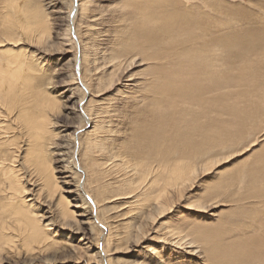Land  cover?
Wrapping results in <instances>:
<instances>
[{
    "label": "rangeland",
    "instance_id": "374dc122",
    "mask_svg": "<svg viewBox=\"0 0 264 264\" xmlns=\"http://www.w3.org/2000/svg\"><path fill=\"white\" fill-rule=\"evenodd\" d=\"M210 1L0 0V67L6 69L0 78L6 77L9 89L31 74L29 93L39 94L44 106L28 108L35 119L47 118L41 133L58 188L53 198L39 190V176L23 161L26 139L12 138L14 120L7 118L12 140L0 151L17 158L25 200L35 207L47 240L17 227L0 228V264H207L198 243L203 233L214 238L224 230L225 236H216L224 248L250 237L264 242V0ZM159 12L173 15L167 36L151 28L144 36L150 20L155 29L165 22ZM188 14L197 17V29L207 28L208 38L193 29ZM203 41L214 49L202 52ZM176 84L187 92L197 85L198 100L212 101L199 102L195 110L189 101L176 104L165 92ZM9 106L10 100L0 105L1 123ZM210 109L212 128L217 122L228 129L215 127L216 146L195 162L192 179L165 184L167 167L163 179L156 177V192L149 190L150 177L140 183L137 166L146 169L154 147L149 136H163L159 150L172 142L167 120L155 115L170 112L175 118L187 111V119L201 115L203 122ZM191 129L187 123L182 128ZM133 154L145 159L137 164ZM8 171L6 162L0 173ZM127 184L135 189L129 195ZM164 184L166 193L159 190ZM60 196L72 213L68 218L61 216ZM175 228L183 239L170 235Z\"/></svg>",
    "mask_w": 264,
    "mask_h": 264
},
{
    "label": "bare ground",
    "instance_id": "6f19581e",
    "mask_svg": "<svg viewBox=\"0 0 264 264\" xmlns=\"http://www.w3.org/2000/svg\"><path fill=\"white\" fill-rule=\"evenodd\" d=\"M75 1H76L77 4H78V2H80V0H75ZM211 1L214 2L215 0H211ZM166 2H168V1H166ZM169 3H171V1H169ZM172 3H173L174 8H175V2H172ZM178 4L179 3L177 2V6H178ZM166 5H168V4H166ZM218 6L219 5H217V7ZM164 7L162 6V9H164ZM210 7H212V6H210ZM160 10H161V8H160ZM21 12H23V11H21ZM155 12H156V10H155ZM161 12H162V10H161ZM215 13H216V10H215ZM215 13L213 12V15ZM217 13H218V11H217ZM198 14L200 15V13H198ZM161 15L163 17L164 15H167V14L163 15V13L162 14L160 13L159 17ZM191 15L192 14H188V17H190V22L193 23V24L192 23H190V24H192V26L194 27L193 28L194 30L198 31L199 29H197V28L199 26H198V24H195V21H198V19H196L197 18L196 16H195L196 18L194 19V17L191 16ZM28 16H30V15H28ZM39 16L40 15H38V17ZM156 16H155V18H156ZM171 16H173V15H170V16H167V17L164 16L166 18L165 22H163V24H161V26H159L157 29H155V27H153L154 24L152 22H154V21L150 20V22L148 23L149 26L144 25L143 35L147 36V34H148V32L150 31V28H151L158 35L160 34V35H163V36H167V34H168L167 32H169V31L165 30V26L170 24V19H172ZM174 16H177L176 13H175ZM150 17H152V15ZM162 17H160V18H162ZM178 17H179V15H178ZM201 17H203V16H201ZM210 17H212V16H210ZM22 18H24V17H22ZM181 19H183V17ZM27 20H29V19H27ZM38 20H35V21L38 22ZM184 20L187 21L186 18H184L183 21ZM188 20H189V18H188ZM176 21L179 23L182 20H176ZM28 22H30V20ZM177 22H175V24H174V29H176V27H177V25H176V24H178ZM188 23H185V24H188ZM33 24L34 23H32V25ZM181 24H182V22H181ZM181 24H180V27L182 26ZM192 26H191V29H192ZM178 27H179V25H178ZM186 27H187V25H186ZM182 29H184V27ZM191 29H189L188 31L186 30L185 32H189ZM193 29H192V31H193ZM206 29L207 28L199 30V32H201V34H200L201 36L203 35L204 37H206L205 35L208 34ZM140 31H141V29H140ZM220 33H222V32H220ZM197 34H199V33H197ZM218 35H220V34H218ZM211 37H213V36H211ZM132 38H133V36H132ZM132 38L131 39L129 38V39L130 40H134ZM207 38H208V35H207ZM190 39L191 38H189V42L186 41L188 44L190 43ZM219 39L217 38V40H214V42L215 41L217 42ZM165 40H166V37H165ZM198 40H201V39H198ZM147 41H149V40H147ZM183 41H184V39H183ZM150 42H154V41H150ZM198 43H199V41H198ZM208 43H209L208 41H205V42L203 41L200 44V47H202V49H203L202 52L203 51H204V53L207 52V51L211 52V49H214V48H211V46H207ZM141 44L142 43H140V45ZM138 45H139V43H138ZM209 48H211V49L209 50ZM206 56H209V57L213 56L214 57L213 54L212 55L207 54ZM177 64L179 65L178 62H177ZM254 65H255V63H253V65H251V66H248V69L253 67ZM172 66L174 67V65H172ZM245 67L247 68V66H245ZM0 68H1L0 71L6 70L5 68L4 69L2 67H0ZM15 68L16 69L18 68L20 70L19 73L23 71V70H21L22 68L20 69V67H18V66L15 67ZM177 71H180V70H177ZM177 73H179V72H177ZM248 75H249V72H248ZM168 76L169 75H167V77ZM5 78L2 79V80L0 78V80H1L0 81V105H5V103H7L10 100V106L7 109L8 111L5 112V115H3L4 116L3 122L1 123V121H0V123L3 125V126H0V149L6 148V146L9 145L11 140H12L11 139L9 141V137L7 135V132L10 131V130H8L9 124L7 122L4 123L5 120H7V118H10V119L14 120L15 128L17 130H19V134L17 135L15 128L12 127V122H10L11 132L13 133V137L12 138H17L18 137V138L23 139L25 137L24 139H26L25 154L23 156L24 163L28 167H30L31 170H33L36 173V176H39V179L41 181L39 190L45 189V192H46L45 195L48 196L49 198H53L54 197V193H56L57 189H58L57 188V181H56V179L53 176V172H52L51 168L49 167V164H48L49 161H47V155H46V145H45V141L43 140V135L41 133V130H43V128L45 127L44 123L47 122V118H46L45 115H41L39 119H35V117L33 116V114L30 113L29 108H28V106L35 105L36 103L42 104L41 103L42 101L40 100L41 99L40 95L36 94L35 96L34 95L32 96L29 93V92H31V89L28 88L27 85L29 83H31V81L33 80L31 78V74L29 72L23 74L24 82H21L23 84L20 83V84H14V86L11 85L12 87L9 86V89H8V84L5 85L6 82L3 85V82H4L3 80H5ZM163 78L165 80L169 81V78L168 79L165 78V77H163ZM178 79H180V78L177 77L176 80L178 81ZM172 82H173V80L171 79V84H172ZM168 84H170V83H168ZM169 86H167V88L164 87V88H166L165 92H167L168 95H170L172 98H174L175 102L176 101H179V102L181 101L183 103H188V101H189L190 104H191V107H193V110L196 109L195 106L199 105V102L201 103L199 106H205L208 102L212 101L211 98H207V101H205V103H202L201 100H198L199 99V94H195V93H197V89H198L197 85L196 86L193 85V87L190 88V90L188 92L185 90L184 84H182V85L176 84L175 88H173L171 90H168L170 88ZM165 92H162V93H165ZM158 96H159V94H158ZM32 98H34V99H32ZM160 98H161V96H160ZM167 101H168V99L166 100V102ZM16 104H18V106H20V108L17 111H15L14 113H12L13 107ZM176 104H177V102H176ZM178 105H180V103ZM41 106H44V105L42 104ZM173 108H174V106H173ZM225 109L223 110L224 113H226ZM191 110H192V108L190 109V111ZM196 111H200V110L197 108ZM182 112H184V111H182ZM211 112H212V109L207 111V114L205 115V118H204V121H203L204 123L201 120H199V119H201L203 117L201 115L199 117H196V118L187 119L186 118V116L188 114L187 111H185L180 117H175V118L171 117L170 112L168 113V115L170 117H168L167 115H164V114H162L161 116L155 115V116L159 117L158 120H161V119H166L167 120V125L166 126H167L168 131L170 132V134L172 136V137L169 136L170 141H172L171 142L172 145L170 144L169 146H165V147L161 146L162 149L159 150L158 148L163 143V141H162L163 140V136L156 135V136L152 137V135H150L151 133H149V135H150L149 137L153 138L151 140V142H152V144L154 146L152 148L151 153L153 152L154 148H155V150H154L155 153H153L152 155H151V153L149 154L150 156H149L148 163L147 164L144 163L145 166H146L145 170H142V169L139 168V166H137V173H139V177H140L139 181H140V183H145V181L148 180V177H150L153 180L150 181V178H149V181H150L149 185H148L149 186V190L150 189L154 190L155 188H157V186H155V185H157V183H158L157 182L158 180H157L156 177H162L163 174H164L163 173V169L167 168V167H171L172 169L170 168L167 171L166 178H167L168 181L166 180L165 184L167 182L169 183L171 181H177L178 184H181L183 182H186V177L188 178V181L191 180L192 179V177L190 176L191 173H193L192 176L195 173V172H192L193 168L195 167L194 166L195 162L196 163L201 162V161L203 162V159L205 157H207L208 154H211V150L214 149L215 146H216L215 145L216 144V140L215 139L217 138V134L218 133H216L215 127L220 128L221 130H224V131L226 129H228V127L223 128V125H220L217 122L214 124V126L212 128L213 114ZM0 113H2V112L0 111ZM10 113H12V114L9 115ZM39 113H41V112H39ZM173 115H175V112L173 113ZM164 116H166L168 119L164 118ZM18 121H20V122H18ZM198 121H200V123ZM168 122H169V124H168ZM20 123H22V124H20ZM159 123H161V121ZM162 123H165V121H162ZM185 123H187L189 128L192 127L190 133H185L182 130V128L184 127ZM200 124H203L204 130H205V132H203L202 139L200 137V134H201L200 131L202 129V125H200ZM36 130H38L37 134L31 133V132H34ZM172 130H174L173 133H172ZM26 136H28V138H29L28 143H27V137ZM169 139H168V141H169ZM143 141H145V139ZM164 141H165V139H164ZM146 142H147V140H146ZM206 153H207V155H206ZM133 155H134L135 159H137V161L135 160L137 162V164L141 163V160L143 158L145 159L144 156H140V155H137V154L136 155L133 154ZM16 159L17 158L15 157V155H13V153H11L10 151H8V150L0 151V172L4 171L5 163L9 162V171L7 172V174H5V173L1 174L0 173V176L2 177V179L0 178V228L8 227V225L11 226L12 228L17 227L18 231H30V233L33 235V237L37 238V241L40 240V239L47 240V238H45L42 235V230H41L40 223H38L37 218H34V216H35L34 208L35 207L32 206L29 202H27L25 200L26 199V196H25V191L26 190H25V186L22 183L21 178L19 177V174H18V172L20 171V168L15 165L17 163ZM184 165H186V166L183 167ZM250 177H252V176H250ZM162 179H163V177H162ZM135 183L137 184L138 182L136 181ZM165 184L163 185V187H159V190L162 191V193L168 192L167 188H165ZM137 185H139V183ZM260 186H261L260 189L264 190V184L260 185ZM125 189L128 190L125 193V195L126 194L129 195L135 190L131 186V184H127ZM156 191H157V189H155V192ZM158 194H160V193H158ZM162 196L163 195L157 196L156 200L161 198ZM166 202H167V199L165 198V201L163 200V203H166ZM57 204L62 207V209L60 208L61 209L60 212L62 214L61 213L60 214H61V216L63 218H68V217L72 216L71 212L68 213L67 203L65 202V199H63L62 196L59 197V199L57 201ZM141 205H143V203ZM103 212H105V211H103ZM103 212H102V214H104ZM261 225H263V224H261ZM262 228L263 227L261 226V229ZM201 232H204V231H201ZM260 232H262L261 234L264 235V233H263L264 232V228ZM169 233H172V234H170L171 236L173 234H177V235H179L180 239H183L182 238V234H181L182 230H178L177 228H175L173 230H170ZM238 233H239L240 236H242V234L245 235L246 231H242V232H238ZM217 235H218V237L219 236H221V237L225 236L224 230L218 231ZM202 236L204 238H201V236H200V238H198V243H200V246H202L201 249L205 253V257H206L205 259H206V263L207 264H264V242L263 243L259 242L258 237H257V239L250 237V238H248L246 240H242V242H237V244H234V245L231 244V245L227 246V248H224L223 247L224 243H222L223 241L220 242V238H216V236L215 237L213 236L214 238H212V237L208 238L206 236V234H204V233L202 234ZM194 237H196V236H194Z\"/></svg>",
    "mask_w": 264,
    "mask_h": 264
}]
</instances>
